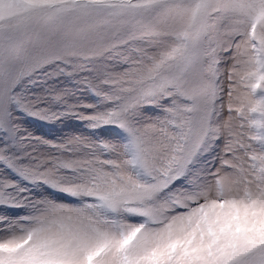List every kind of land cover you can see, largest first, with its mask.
Returning a JSON list of instances; mask_svg holds the SVG:
<instances>
[{
	"label": "snow or ice",
	"instance_id": "obj_1",
	"mask_svg": "<svg viewBox=\"0 0 264 264\" xmlns=\"http://www.w3.org/2000/svg\"><path fill=\"white\" fill-rule=\"evenodd\" d=\"M0 209V264H264V0H0Z\"/></svg>",
	"mask_w": 264,
	"mask_h": 264
},
{
	"label": "rangeland",
	"instance_id": "obj_2",
	"mask_svg": "<svg viewBox=\"0 0 264 264\" xmlns=\"http://www.w3.org/2000/svg\"><path fill=\"white\" fill-rule=\"evenodd\" d=\"M25 126L37 136H45L48 138H55L60 135H73L82 130V125L76 120H67L64 123H56L55 125H49L38 119L26 118L24 120ZM106 136L111 137L115 135L114 131H106ZM219 167V163L216 164ZM0 211H4L0 209ZM9 212L15 210H8Z\"/></svg>",
	"mask_w": 264,
	"mask_h": 264
}]
</instances>
